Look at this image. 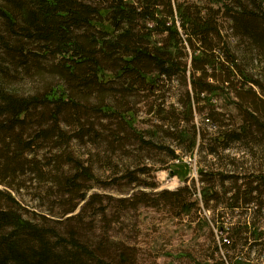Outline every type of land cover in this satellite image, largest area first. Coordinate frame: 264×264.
I'll use <instances>...</instances> for the list:
<instances>
[{
    "label": "trees",
    "instance_id": "trees-1",
    "mask_svg": "<svg viewBox=\"0 0 264 264\" xmlns=\"http://www.w3.org/2000/svg\"><path fill=\"white\" fill-rule=\"evenodd\" d=\"M206 2L216 9L185 0H0V264H136L120 242L86 238L79 223L62 227V221L45 214L28 217L17 199L28 183L45 181V147H50L58 151L47 164L56 169L50 181L62 194L75 193L83 201L80 180H92V171L76 161L68 176L63 160L72 159L65 154L72 138L100 139L96 126L105 118L118 122L119 136L126 134L128 118L143 103L146 114L158 116L167 137L173 135L177 148H160L177 160V149L186 144L193 152L204 135L194 126L191 135L178 130L173 120L189 121L194 104H209L208 96L225 93L241 122L220 132L219 148L264 138V0ZM219 17L228 20L231 36L239 41V56L229 48ZM19 77L30 80V88L17 85ZM174 83L186 90L171 112L157 91ZM68 126L77 130L69 133ZM133 134L139 143L154 145ZM210 154L217 155L216 150ZM210 175L201 171V179ZM244 179L235 186L240 178L219 177L233 183L234 192L226 198L229 211L263 207V181ZM184 191L172 193V200L178 203ZM203 193L205 201H215L211 190ZM182 208L190 213L191 206ZM236 225L224 248L251 238L264 246V232L247 220Z\"/></svg>",
    "mask_w": 264,
    "mask_h": 264
},
{
    "label": "rangeland",
    "instance_id": "rangeland-1",
    "mask_svg": "<svg viewBox=\"0 0 264 264\" xmlns=\"http://www.w3.org/2000/svg\"><path fill=\"white\" fill-rule=\"evenodd\" d=\"M185 1L213 6L214 9L217 7L206 0ZM218 20L229 48L238 54L242 47L231 36L228 20L223 17ZM187 62L189 67L190 60ZM15 82L26 88L32 84L27 78L20 77ZM187 89L190 91L189 85ZM185 90L176 83L167 91L158 90V96L163 95L166 101L164 109L172 112V105L177 108L176 102L182 99ZM147 95L144 93L141 98ZM227 98L225 93L208 96L209 104L205 101L194 104L196 109L189 121L173 120L178 130L186 129L191 135L194 126L204 135V140L203 137L197 139L193 152H187L186 144L182 150L177 149V160L168 158L166 151L160 148L170 146L176 149L173 135L167 137L163 132L165 127L160 129L158 116L146 114L147 108L143 103L130 115L126 134L121 133L120 136L116 131L117 121L97 118L95 121L102 122L96 126L101 138H72L65 153L72 159H64L62 165V172L68 176L72 174V162L90 167L92 180H80V189L85 188V199L78 200L75 193L62 194L50 181L49 176L56 169L52 166L47 168V164L58 154L50 147H45V181L28 183L17 199L27 210L28 217L45 214L49 219L62 221V227L79 223L86 238L93 240L104 236L120 242L127 252L135 256L136 264H264V246H257L259 243H255L253 238L247 242L232 241L227 248L223 247L225 238L233 236L231 229L237 227L238 222L247 220L255 226L256 232H264V199L259 201L263 202L261 209H256L254 204L249 208L226 209V204L230 203L226 198L234 189H230L232 180H219L221 175L232 174L240 178L235 186L247 181L242 178L248 176L257 177L256 183L263 181L264 184L262 136L255 141L230 142L226 150L218 146L216 139L220 132L227 128L236 129L241 122L233 100ZM175 118H178L177 113ZM65 128L69 133L77 130L72 126ZM133 131L142 134L145 140L152 139L154 145L148 147L139 143ZM153 134L155 136L151 138ZM211 149L216 150L217 155H211ZM201 171L203 176L211 175L201 179ZM182 189L185 191L175 203L171 194ZM206 190L216 195L215 201H205L203 192ZM227 191L229 193L225 195ZM183 204L191 206L189 214L183 210ZM72 207H75L73 213L65 216ZM71 216H76V219L66 222L65 218Z\"/></svg>",
    "mask_w": 264,
    "mask_h": 264
}]
</instances>
